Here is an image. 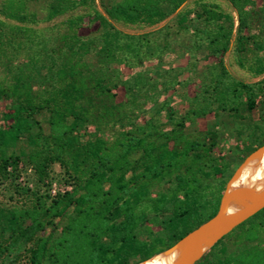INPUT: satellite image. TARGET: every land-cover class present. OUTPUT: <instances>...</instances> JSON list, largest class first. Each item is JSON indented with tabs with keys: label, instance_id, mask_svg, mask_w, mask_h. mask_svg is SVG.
Here are the masks:
<instances>
[{
	"label": "trees",
	"instance_id": "obj_1",
	"mask_svg": "<svg viewBox=\"0 0 264 264\" xmlns=\"http://www.w3.org/2000/svg\"><path fill=\"white\" fill-rule=\"evenodd\" d=\"M57 1L59 5L51 12L52 17L64 13L73 3V0ZM187 1L101 0V4L112 20L154 26ZM227 1L238 15V53L243 56L253 51L264 53V20L257 19L250 10L255 7V1ZM261 1L264 7V0ZM200 19L204 25L198 33L205 40L210 56L217 59L219 68L212 79V88L205 90L204 95L214 96L213 103L226 105L235 102L230 98L231 93H236V100L242 93L245 104L253 111L258 92L264 94V80L255 85L225 84L229 73L224 58L232 42L234 18L204 6ZM185 22L187 18L179 19V24ZM101 28L98 39L64 37L59 66L46 97L36 99L32 95L34 78L28 72L16 77L10 95L3 91L12 104L4 115L7 125L0 128L2 170L16 163L8 152L25 138L32 148L29 157L37 171L44 173L50 163L59 162L73 170L78 180L72 192L52 201L43 213L16 214L0 209V249L6 237L16 240L24 237L29 241L45 231L46 226L54 225V233L42 237L32 250L29 264H139L172 248L219 210L222 197H218L215 205L206 202L205 167H212L224 178L228 167L215 165L214 145L207 138L190 140L184 133L180 137L160 134V128L151 121L137 126L135 132L112 145L99 134L118 118L115 93L118 84L110 66L118 63L121 54L139 58L144 56L141 51L144 47L146 53L150 48L147 36L118 31L106 18H102ZM263 73L264 68L260 71ZM148 89L155 90V86ZM154 97L156 106L157 96ZM135 108L133 105L132 111ZM161 110L169 112L166 105ZM201 110L192 108L190 112L195 118L208 113L207 109ZM42 112L48 115V134L35 118ZM230 112H234L233 118L243 121L236 108L231 107ZM184 123L178 124L181 130ZM88 125L96 126L99 133L82 144L79 132ZM171 141L176 143L172 148ZM135 155H138L136 159ZM257 163L258 159L248 168L247 180L254 174ZM225 186L223 183L221 189ZM198 209L205 214L202 221L197 216ZM47 213L49 219L43 223L40 218ZM254 217H262L261 230L247 234L251 244L248 250L228 251L225 236L196 264H264V209L251 218ZM57 219L63 221L60 230L54 221ZM28 221L31 223L26 225ZM150 221L158 222L164 235L155 232L149 226ZM152 244L158 246L153 252L149 250Z\"/></svg>",
	"mask_w": 264,
	"mask_h": 264
},
{
	"label": "rangeland",
	"instance_id": "obj_2",
	"mask_svg": "<svg viewBox=\"0 0 264 264\" xmlns=\"http://www.w3.org/2000/svg\"><path fill=\"white\" fill-rule=\"evenodd\" d=\"M254 1L255 7L250 10L262 21L263 3L261 0ZM58 5L57 0H0V128L7 125L4 115L12 100L6 95L12 92L16 77L30 73L34 78L32 95L36 99L46 97L59 66L64 37L76 36L83 41L98 39L102 32V18H106L118 31L132 36H147L150 48L146 53L144 47L141 50L144 56L139 58L134 54H121L118 63L110 66L114 81L118 84L115 90L118 118L102 133L98 132L96 126L84 127L79 132L81 143H88L99 133L112 145L147 121L158 126L160 134L180 137L184 133L190 140L207 138L214 145L212 157L215 165L228 167L225 178L212 167H205L206 202L215 205L218 197H224L230 188L229 181L248 157L264 147V94L258 92L259 99L253 111L245 104L242 93L239 100L235 99L236 93H231L230 98L235 102L227 106L213 103L214 96L204 95L205 90L212 88V79L219 72L217 59L210 56L205 40L198 33L204 25L200 19L204 6L234 18L232 42L224 58L229 73L225 84L241 82L255 85L264 80V73L260 74L264 68V53L253 51L243 56L237 51L239 20L230 2L188 0L166 20L154 26L145 22L131 25L112 20L102 7L101 0H73L64 13L52 17L51 12ZM181 18H187V22L179 24ZM89 61L93 59L89 57ZM153 85L155 90L148 89ZM154 94L157 96L156 106L153 104ZM230 98L227 100L230 101ZM133 105H136L134 111ZM164 105L169 112L161 110ZM231 107L237 109L243 121L231 116L234 114H230ZM192 108L200 112L202 108L207 109L208 113L195 118L190 112ZM35 118L48 134L47 113L42 112ZM182 122H185L183 130L178 127ZM175 145L171 141L170 148ZM177 146L180 144L177 143ZM31 149L24 138L16 149L8 152L16 163L3 171L0 161V209L16 214L24 211L43 213L52 201L60 200L75 189L78 180L73 170L54 162L48 165L44 173H40L29 157ZM16 157L19 161L15 160ZM137 157L134 156L135 159ZM223 183L226 186L221 189ZM196 213L199 221L205 219L203 210L198 209ZM49 214L41 216L43 223H47ZM54 221L58 229H62L63 221ZM261 221L262 217L251 218L244 226L226 235L224 244L228 251L240 253L248 250L251 244L247 234L259 232ZM30 223L28 221L26 225ZM149 226L164 235L158 222L150 221ZM54 230L53 224L48 225L45 231L29 241L24 237L17 240L6 237L1 241L0 264H29L38 241L53 234ZM157 248L156 244H152L149 250L153 252Z\"/></svg>",
	"mask_w": 264,
	"mask_h": 264
},
{
	"label": "bare ground",
	"instance_id": "obj_3",
	"mask_svg": "<svg viewBox=\"0 0 264 264\" xmlns=\"http://www.w3.org/2000/svg\"><path fill=\"white\" fill-rule=\"evenodd\" d=\"M258 157L255 172L247 180V170ZM228 185H230V188L225 192V198L228 199L226 213L241 209L246 205L258 203L262 199L264 195V147L257 149L248 157ZM212 245L211 241H203L199 246V250L201 253H206ZM143 264H182V258L178 249L172 247L148 258Z\"/></svg>",
	"mask_w": 264,
	"mask_h": 264
},
{
	"label": "water",
	"instance_id": "obj_4",
	"mask_svg": "<svg viewBox=\"0 0 264 264\" xmlns=\"http://www.w3.org/2000/svg\"><path fill=\"white\" fill-rule=\"evenodd\" d=\"M227 206L228 199L224 195L217 214L192 230L173 246L178 249L182 264L198 263L218 241L264 209V195L258 203L246 205L229 213H226ZM203 241H211L213 243L206 253H201L199 250V246ZM139 264H143V262Z\"/></svg>",
	"mask_w": 264,
	"mask_h": 264
}]
</instances>
